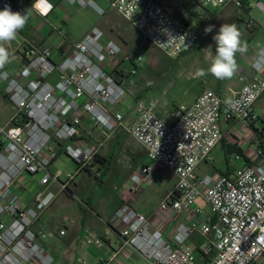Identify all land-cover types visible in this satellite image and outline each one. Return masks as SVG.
<instances>
[{
	"label": "built area",
	"instance_id": "built-area-1",
	"mask_svg": "<svg viewBox=\"0 0 264 264\" xmlns=\"http://www.w3.org/2000/svg\"><path fill=\"white\" fill-rule=\"evenodd\" d=\"M66 1L104 13L95 0ZM107 1L170 58L180 57L199 40L197 31L175 16L191 0H172L167 5L155 0ZM26 2L0 0V10L9 6L23 15ZM199 2L212 9L213 15L228 6L245 9L242 0ZM257 5L264 13V4ZM37 7L46 17L54 6L47 12L40 0ZM247 15L245 27L251 29L256 20ZM22 52L24 62L17 74L0 71L4 97L13 107L9 120L0 123V264H55L46 247L48 234L35 224L59 192L70 190L74 180V174L63 180L52 171L60 154L74 160L80 172L90 170L100 153L102 142L93 145L82 136L83 115L90 131H99L105 138L124 131L145 147L152 164L131 174L130 196L139 193L156 164L177 177L159 206L160 212L174 220L170 236L144 212L124 202L111 219L102 220L107 227L103 235L88 229L82 237L86 246L104 250L96 264H264V165L217 177L197 173L222 138L221 117L247 123L259 119L254 103L264 93V76L244 84L229 100L204 89L191 104L174 106L171 120L157 113L158 99L137 100L127 119L120 106L128 91L107 65L119 56L130 57L101 28L94 27L69 52L62 53L60 60L47 43L26 40ZM8 61L9 57L3 66ZM132 61L135 67L128 75L137 72L142 57ZM255 67L264 70V46ZM259 155L264 162V133ZM25 173L41 174L42 188L27 206L13 191ZM199 200L210 206L209 215H204ZM81 204L97 215L88 203ZM188 214L194 217L191 221L182 218ZM196 234L202 237L199 258L188 243ZM82 264L90 263L82 259Z\"/></svg>",
	"mask_w": 264,
	"mask_h": 264
},
{
	"label": "rangeland",
	"instance_id": "rangeland-1",
	"mask_svg": "<svg viewBox=\"0 0 264 264\" xmlns=\"http://www.w3.org/2000/svg\"><path fill=\"white\" fill-rule=\"evenodd\" d=\"M171 1L168 0L166 3L160 1L159 3L167 5ZM96 2L106 10L101 1L96 0ZM187 5L188 3L183 5L176 13L184 12L186 14L187 23L185 24L197 31L199 40L191 50L178 58L168 57L150 41L146 40L137 30L129 27L130 29H128L126 35L128 36L133 31L135 33L134 37L136 36V43L129 41L125 45L124 52L130 59L122 57L119 61L120 69L114 75L115 78L123 81L128 91L124 102L120 106L122 112L125 113L130 104L133 105L137 100L163 99L169 101L170 104H177L181 99L191 96L193 93L197 95L198 91L195 92V90L201 83H207L206 80H208L207 74L201 75L200 73L202 70L206 72L216 52V43L213 37L223 24H235L237 27L242 23L239 17L247 18L249 16L245 10L228 6L222 11L228 14L227 17L221 18V12L217 16L212 14L213 16L208 15L206 19H203L202 14L207 12L203 9H201L202 14L194 12L193 9L198 8L197 3H193V9L188 11L185 10ZM253 12L261 15L257 7H254ZM83 21H86V19ZM62 24L64 26V23ZM209 26H212V31L206 33L205 29ZM239 26L237 28L241 35L248 34L249 30L243 28L242 24V27ZM20 38L18 34L15 41L20 42ZM14 47L13 58L0 67V71L6 69L10 73L18 72L16 68L22 63L21 47H18L17 44ZM138 56L142 57V61L137 65V72L128 75L127 73H130L135 67L132 58L136 60ZM3 88L4 83L0 80V123H5L13 113L12 104L4 97ZM107 139L109 161L107 164H99L92 173L87 170L77 172V163L65 154H60L52 165V171L58 173L63 180H66L70 174L75 175L70 190L61 191L57 194L44 212L43 218L44 223L50 221L48 224L50 231L53 233H57L59 229L68 228L69 231L71 230L70 234L58 237V247L53 246L62 255L61 259L65 260L62 264H68L70 261H73L72 264H82V259H86L90 264H96V260L104 252L102 249L86 246L79 238L76 247L74 246L71 251H64L71 246L69 244L71 241L68 243L66 238L72 237L71 240L76 238V234L73 233L72 218H78L81 215V201L91 199L97 210L96 213L99 214V220L101 222L102 220H108L117 204L129 197L128 188L131 183V174L140 173L144 166L152 164L143 146L128 133L118 131ZM106 140L104 137V143L100 147V151L106 147ZM206 165L210 169L212 164ZM153 170L157 178L153 182L146 180L147 186L142 190L144 194L142 198H139V203L147 210L158 209L174 179V174L165 166ZM40 177L41 174H23L22 182L27 187L25 191L20 193L23 198L30 197L42 189L39 185ZM198 202L204 213L209 215L211 212L210 206L202 200ZM103 230L104 232L107 230L105 225ZM93 231L97 235H103L104 233Z\"/></svg>",
	"mask_w": 264,
	"mask_h": 264
},
{
	"label": "crops",
	"instance_id": "crops-1",
	"mask_svg": "<svg viewBox=\"0 0 264 264\" xmlns=\"http://www.w3.org/2000/svg\"><path fill=\"white\" fill-rule=\"evenodd\" d=\"M48 1H50L54 7L51 13H49V15L43 17L36 11L35 8H33L35 0H27L24 9L26 12L28 10H30V12L26 26L22 31L19 32V35L21 37L20 42L14 40L7 43V45H3V47L8 53L9 60L13 58V51L15 48L14 45L17 44L18 47H21L22 63L16 68V70L18 71L23 66L24 57L22 51L24 47V42L26 40L35 44H49L54 50V56L56 60H60L62 53L69 52L73 48L74 44L82 40L84 36L89 33L94 27L101 28L105 32L107 38L118 40L121 43L124 51L125 45H127L129 41H133V43H136V36L134 37L135 33L133 31L128 36L126 35L128 29H130L129 27L134 28L132 24L123 19L115 10L110 9L111 7L107 0H99L102 2L103 5H105L106 10H104L102 5L97 3L95 0V2L101 8H103V14L98 13L94 8L89 5L81 6L77 3L71 5L66 0ZM155 1H157L158 3L160 1L163 3L168 2V0ZM244 1L246 2V6L245 9L241 10L249 12V14L253 18H255L256 25L253 28L248 29L245 27L244 23L246 18L239 17V19L242 20L241 24L243 28H246L247 30H249V32L248 34L241 35L240 37L242 44H246L247 51L243 54H236V60L238 64L237 73L231 79L224 80L217 79L210 73H207V83H201V85L195 90V92L198 91V94L194 95L195 93H193L191 96L181 99L177 104H170L169 101L158 99L159 105L157 107V113L160 114L162 117L171 120L169 116L174 106L180 103L191 104L204 89H212L218 94H220L225 100H229L241 89L244 84L252 82L264 76V70L259 71L255 67V63L259 58L260 50L264 46V13L258 7L257 3L261 2L262 4H264V0ZM193 3H197L198 8L193 9ZM254 7L258 8L261 15L255 14L253 12ZM189 9H193L194 12H197L199 14H202L203 11L207 12V15L205 13H203L204 15L202 14L201 17H203V19H206L208 15L213 16L212 14H214L212 9L202 7L199 0L189 1L185 10L188 11ZM201 9H203V11H201ZM222 11L223 9L215 15L217 16ZM227 16L228 14L225 13V11L222 12L221 18ZM176 18L184 23H187V17L184 12H181L179 14L176 13ZM84 19H86V21H83ZM62 23H64V26ZM238 26L239 25H237V27ZM11 46L12 48H10ZM122 57L123 55L117 57L116 59H112L109 62V64L107 65V69L110 71V73H112L114 70L118 71L120 69L119 61ZM17 73L18 72H13L12 74ZM133 106L134 104L132 105L131 103L129 109L125 112L127 119H129L130 116H132L134 113ZM254 109L258 114L259 119L253 123H247L238 119L227 120L224 117H221L220 125L222 130V138L217 144V146L212 150L210 158L198 166L197 173L199 176L211 175L213 177H217L219 175H231L246 166L264 165V162L262 161V158L259 155V150L262 144V135L264 133V93L255 101ZM83 117L84 126L82 128V136L85 138V140H87L90 144L93 145H97L100 141L104 143V135L99 131H90L87 124L86 115H83ZM106 139L107 138H105V140ZM107 140L106 147L100 151V153L97 155L95 161L92 164L93 167L87 171L92 173L99 166V164L103 165L108 163L109 154L107 148ZM143 149L146 151L144 146ZM206 164H212L210 169L207 167ZM160 166L163 165L156 164L154 165L153 169L158 168ZM22 177L23 175L14 183L13 191L22 200V205L27 206L31 204L34 195L30 197L26 196L25 198L20 195L22 191H25L27 189V187L22 182ZM156 178L157 175L154 173L153 170L147 179L153 182ZM176 180L177 177L174 174V179L171 185L169 186L165 196L171 190ZM146 186L147 185L145 183L135 197L129 195L126 200H121L114 208L113 212L110 214L108 219H111L115 210L120 207L124 202H129L135 209L142 211L146 215H148L154 226L161 228L167 236H170L174 220L168 217L166 214L160 212L159 207L158 209L147 210L144 209V206L139 203V198H142V195L144 194V191L142 192V190H144ZM85 202L88 203L95 212H97L95 205L91 199ZM80 207L82 211L81 215L78 218H72V223L74 227L73 233L76 234V238H73V240H71L72 237L66 238L68 243L71 241L69 243L71 246L70 248L65 249V252L71 251L74 246H77L78 238L82 240V237L86 230L93 229L96 232H104L103 227L105 224L99 220V214L97 213V215H94L92 212L85 209L82 204H80ZM44 212L41 214L40 219L35 224V228H43L47 232L48 238L46 240V247L53 255L55 259V264H62L64 259H61L62 255L59 254L56 249L53 248V246L58 247V237H64L66 236V234H70L71 230L69 231V229L67 228L59 229L57 233L51 232L48 224L50 221L47 223L43 222ZM182 218H184V220L186 221H191L194 217L188 214L183 215ZM201 241L202 237L199 234H196L188 242L189 245L193 248L197 257H200L199 245ZM72 262L70 261L68 264H72Z\"/></svg>",
	"mask_w": 264,
	"mask_h": 264
},
{
	"label": "clouds",
	"instance_id": "clouds-1",
	"mask_svg": "<svg viewBox=\"0 0 264 264\" xmlns=\"http://www.w3.org/2000/svg\"><path fill=\"white\" fill-rule=\"evenodd\" d=\"M47 5V12L52 10L53 5L44 0ZM40 4V0H35L33 8L39 11L37 5ZM29 12L21 14L19 12H13L9 6H6L3 10H0V67L8 59V53L3 47L5 43H9L18 38L20 31L24 29L28 22ZM47 12L41 13L46 15ZM212 26L205 29V32H211ZM241 33L235 24H223L218 33L213 37L216 42V52L211 64L206 72L201 71V75L210 73L214 77L220 80L231 79L238 71V64L236 60L237 53H245L247 51L246 44H242ZM231 103V101H229Z\"/></svg>",
	"mask_w": 264,
	"mask_h": 264
},
{
	"label": "trees",
	"instance_id": "trees-1",
	"mask_svg": "<svg viewBox=\"0 0 264 264\" xmlns=\"http://www.w3.org/2000/svg\"><path fill=\"white\" fill-rule=\"evenodd\" d=\"M244 3V6H246V2L244 0H242ZM118 71L114 70L111 74L115 75Z\"/></svg>",
	"mask_w": 264,
	"mask_h": 264
}]
</instances>
